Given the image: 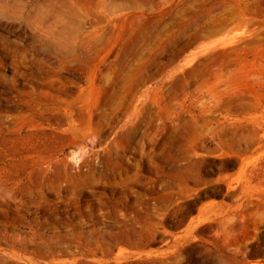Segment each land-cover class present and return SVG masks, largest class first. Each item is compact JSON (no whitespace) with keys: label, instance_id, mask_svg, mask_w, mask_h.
I'll list each match as a JSON object with an SVG mask.
<instances>
[{"label":"rangeland","instance_id":"1","mask_svg":"<svg viewBox=\"0 0 264 264\" xmlns=\"http://www.w3.org/2000/svg\"><path fill=\"white\" fill-rule=\"evenodd\" d=\"M0 264H264V0H0Z\"/></svg>","mask_w":264,"mask_h":264}]
</instances>
